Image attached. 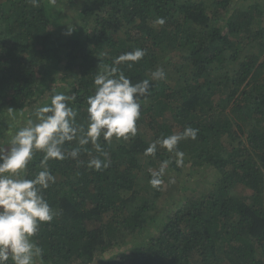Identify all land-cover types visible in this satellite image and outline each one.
<instances>
[{"label":"trees","instance_id":"16d2710c","mask_svg":"<svg viewBox=\"0 0 264 264\" xmlns=\"http://www.w3.org/2000/svg\"><path fill=\"white\" fill-rule=\"evenodd\" d=\"M241 1L0 0V146L54 94L75 97L68 105L86 130L94 79L123 53L146 50L131 68L119 66L133 83L166 73L140 98L136 137L100 138L109 167L89 168L105 157L76 141L65 144L66 153L79 148L76 159L48 161L56 182L43 194L58 214L33 237L43 249L37 264H264V11L260 0ZM67 7L79 21L70 36L59 34ZM43 94L50 97L40 101ZM188 127L199 131L178 144L181 167L163 148L144 155L157 138ZM42 155L28 165V179ZM165 160L164 183L153 188L149 170ZM185 164L217 175L207 191L162 215L159 201ZM129 236L137 238L124 242Z\"/></svg>","mask_w":264,"mask_h":264},{"label":"clouds","instance_id":"9594fccd","mask_svg":"<svg viewBox=\"0 0 264 264\" xmlns=\"http://www.w3.org/2000/svg\"><path fill=\"white\" fill-rule=\"evenodd\" d=\"M35 7L39 0H29ZM165 19L158 17L155 23L164 25ZM73 30L68 28L66 35ZM146 55V50L137 48L119 55L113 65H104L103 71L94 79V94L87 97V129L78 125V112L69 107V97L63 93L54 94L50 105L35 110V120L29 119L5 146H0V264H37L43 259L42 247L33 240L42 223H51L57 216L44 191L56 182L55 175L48 168V161H62L69 156L76 159L79 148L66 153L65 144L76 141L79 146L91 143L98 153L105 157H93L88 167L96 171L109 167L107 153L100 138L111 143L116 140L128 141L138 133L137 121L141 117L140 98H147L154 81L166 79L162 68L153 71L150 77L133 83L121 70L120 65L131 68ZM11 111V109H10ZM198 129L185 128L182 133L157 138L145 149V156L155 157L158 148L175 154V163L181 167L184 153L178 144L185 139L195 140ZM42 153L41 170L32 179L27 178L28 165L35 154ZM170 161L161 162L158 170L150 171L149 184L159 188ZM173 182V181H170Z\"/></svg>","mask_w":264,"mask_h":264},{"label":"rangeland","instance_id":"374dc122","mask_svg":"<svg viewBox=\"0 0 264 264\" xmlns=\"http://www.w3.org/2000/svg\"><path fill=\"white\" fill-rule=\"evenodd\" d=\"M261 8L264 11V0H260ZM251 3V0L249 1H241V4L244 6H247L249 3ZM68 9L62 13V28L61 32L59 34H66L68 31V28L70 30H74L75 26L79 24V21L75 17V9L73 10L71 7H67ZM69 16V17H67ZM264 21H262V24ZM178 54V55H177ZM177 54L174 55V60H180L181 56L186 55V51H178ZM163 57H166L165 55H162ZM180 56V57H179ZM167 57H170L169 55ZM161 58V57H160ZM162 59V58H161ZM164 60V59H163ZM182 60V59H181ZM49 94H43L40 96L39 100L44 101L49 98ZM41 107V106H40ZM33 116L35 117L34 113ZM24 119L22 117V120L16 121V124L13 122L14 128L11 130V132L8 134V136H13L20 128L24 127L27 123V117ZM11 120H13V116L11 117ZM6 126L9 128L8 124L6 123ZM9 142V141H8ZM8 144V143H7ZM190 164H185V170L181 173V175H175L177 178V181H175V188L172 191L165 192L164 195L161 197L159 201V210L162 212V215H166L172 208H174L175 205H177V201L185 200L187 197H192L194 193L196 192H204L207 191L208 187L211 186V182H214V178L216 177V172L212 168H208L206 170H200L197 173L189 172L190 170H187V167ZM178 186V187H177ZM173 192V193H172ZM236 192L242 197H246L248 195L247 191H245V188L238 187L236 189ZM171 193V194H170ZM170 194V195H169ZM170 203V204H169ZM172 205V206H170ZM161 215V216H162ZM137 238V237H135ZM135 238L129 236L125 239L124 242H130L134 241ZM121 250V246L118 248H115V252Z\"/></svg>","mask_w":264,"mask_h":264}]
</instances>
